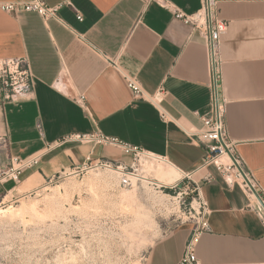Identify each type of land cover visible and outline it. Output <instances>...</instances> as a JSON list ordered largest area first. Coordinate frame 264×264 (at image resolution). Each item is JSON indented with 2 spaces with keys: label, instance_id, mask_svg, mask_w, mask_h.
I'll return each instance as SVG.
<instances>
[{
  "label": "crops",
  "instance_id": "crops-1",
  "mask_svg": "<svg viewBox=\"0 0 264 264\" xmlns=\"http://www.w3.org/2000/svg\"><path fill=\"white\" fill-rule=\"evenodd\" d=\"M169 1L170 8L144 0H46L61 4L62 20L0 7V57H26L34 81L33 91L18 102L0 101V170L10 156L43 152L19 182L0 183V198L42 184L92 154L131 163L112 146L65 143L47 149L66 134L98 127L193 173L210 210V230L197 248L201 263L264 264V222L250 208L248 192L216 165L202 166L205 146L191 134L210 111V65L204 32L175 9L193 14L202 0ZM218 12L228 22L219 73L226 129L264 194V0H220ZM128 77L139 79L151 94L163 87L164 106L178 123L163 121L156 106L135 97ZM190 229L183 221L157 240L147 264H177Z\"/></svg>",
  "mask_w": 264,
  "mask_h": 264
},
{
  "label": "rangeland",
  "instance_id": "rangeland-1",
  "mask_svg": "<svg viewBox=\"0 0 264 264\" xmlns=\"http://www.w3.org/2000/svg\"><path fill=\"white\" fill-rule=\"evenodd\" d=\"M137 166L150 181L124 187L116 170L100 168L1 197V208L34 204L38 214L0 213V264H147L156 241L187 219L192 186L169 163ZM98 173L107 180L90 185Z\"/></svg>",
  "mask_w": 264,
  "mask_h": 264
},
{
  "label": "built area",
  "instance_id": "built-area-1",
  "mask_svg": "<svg viewBox=\"0 0 264 264\" xmlns=\"http://www.w3.org/2000/svg\"><path fill=\"white\" fill-rule=\"evenodd\" d=\"M146 3L156 1L159 4L171 7L169 0H144ZM220 0H202V7L193 14H185L176 8V15L192 23L196 28L204 32L207 42V53L211 73V102L210 111L203 116V126L193 130L191 134L204 144L206 155L202 166L216 165L225 175L233 176L242 184L250 198V208H253L264 222V194H262L250 172L244 166L242 159L236 152V144L230 139L225 122V106L220 94V67H221V43L222 37L228 30V22L220 18L218 5ZM2 10L9 13L21 11L37 12L44 20L56 18L62 20L58 10L61 4L50 5L46 0H30L28 2H3L0 4ZM82 19V15H78ZM79 38L87 43L93 50L104 55L106 54L92 43L84 34H78ZM127 84L137 98L150 101L159 111L160 117L165 122L178 123L177 118L165 108L164 100L167 91L161 87L154 94L149 93L142 86L139 79L128 77ZM34 89L33 74L26 57H0V101L18 102L26 97ZM80 99H83L81 97ZM65 143L90 144L92 146L104 145L120 149L125 155L131 157V163L114 162L101 157H94L93 154L84 163L74 165L72 168L64 169L49 179L50 182L59 180L71 175L84 176L90 171L100 168L116 170L120 174V184L124 187H133L134 178L142 180L137 164L143 159L154 161L170 162L162 155L155 154L144 148L125 142L122 139L105 134L96 127L90 132H72L59 138L47 149L61 146ZM43 152L34 154L28 158L10 156L8 166L0 170V183L8 180L20 181V176L25 168L32 167L39 162ZM137 166V167H136ZM183 179L191 184V201L183 202L184 210L188 221L191 224L190 234L186 240L183 253L177 264H203L197 256V248L204 232L210 230L207 200L201 192V185L193 177V173H184ZM136 180V181H137ZM34 191L31 192V194ZM189 193V192H188Z\"/></svg>",
  "mask_w": 264,
  "mask_h": 264
},
{
  "label": "bare ground",
  "instance_id": "bare-ground-1",
  "mask_svg": "<svg viewBox=\"0 0 264 264\" xmlns=\"http://www.w3.org/2000/svg\"><path fill=\"white\" fill-rule=\"evenodd\" d=\"M167 163H169L172 167L171 168H169L168 170H167V172L169 173V172H171V173H176V171L174 170V168H176L177 170H180L179 168H177L176 166H174L172 163H170V162H167ZM152 167V166H151ZM162 167H160V169H161ZM181 171V170H180ZM166 172V171H165ZM182 172V171H181ZM183 173V172H182ZM105 175H106V173H105ZM110 176V175H109ZM144 179H146V180H148V176L146 177V176H142ZM135 180H137L136 178H134ZM107 180V178H105L104 176H102V174H96V176L92 179V180H90V182H89V184L90 185H92V184H94V183H96V182H98V181H106ZM148 181H150V180H148ZM164 184H166V185H169L168 183H164ZM56 196V195H55ZM125 197H127V196H125ZM0 213H2V215H9V216H11L12 217V219H13V217L15 218L16 216H20V215H23V214H25V213H32V214H38V210H37V206L36 205H22L20 208H18V209H14L13 207H7V208H1L0 207Z\"/></svg>",
  "mask_w": 264,
  "mask_h": 264
}]
</instances>
